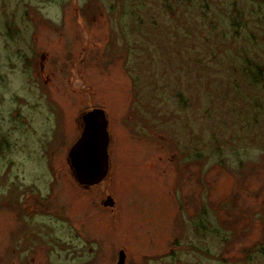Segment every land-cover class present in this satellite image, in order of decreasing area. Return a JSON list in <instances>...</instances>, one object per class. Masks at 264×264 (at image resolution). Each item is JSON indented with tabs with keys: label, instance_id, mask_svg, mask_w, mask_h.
I'll return each mask as SVG.
<instances>
[{
	"label": "rangeland",
	"instance_id": "374dc122",
	"mask_svg": "<svg viewBox=\"0 0 264 264\" xmlns=\"http://www.w3.org/2000/svg\"><path fill=\"white\" fill-rule=\"evenodd\" d=\"M250 62L264 0H0V264H264ZM97 107L110 171L88 187L69 152Z\"/></svg>",
	"mask_w": 264,
	"mask_h": 264
},
{
	"label": "water",
	"instance_id": "95a60500",
	"mask_svg": "<svg viewBox=\"0 0 264 264\" xmlns=\"http://www.w3.org/2000/svg\"><path fill=\"white\" fill-rule=\"evenodd\" d=\"M83 131L69 152L71 165L80 185L94 186L101 183L110 171L109 121L104 109L94 108L81 116ZM105 206H115L113 196L103 201ZM126 264V253L119 251L117 263Z\"/></svg>",
	"mask_w": 264,
	"mask_h": 264
},
{
	"label": "trees",
	"instance_id": "16d2710c",
	"mask_svg": "<svg viewBox=\"0 0 264 264\" xmlns=\"http://www.w3.org/2000/svg\"><path fill=\"white\" fill-rule=\"evenodd\" d=\"M233 10H235V14H233L234 17V25L239 26L241 25L242 21V12H238L237 6L233 5ZM248 76H250L251 84L258 87L260 83H264V69L261 65L256 64L254 62L249 63V67L246 68ZM259 104H257L258 106ZM219 152L222 150L218 149Z\"/></svg>",
	"mask_w": 264,
	"mask_h": 264
},
{
	"label": "flooded vegetation",
	"instance_id": "af4514ba",
	"mask_svg": "<svg viewBox=\"0 0 264 264\" xmlns=\"http://www.w3.org/2000/svg\"><path fill=\"white\" fill-rule=\"evenodd\" d=\"M110 156H111V153H110Z\"/></svg>",
	"mask_w": 264,
	"mask_h": 264
}]
</instances>
